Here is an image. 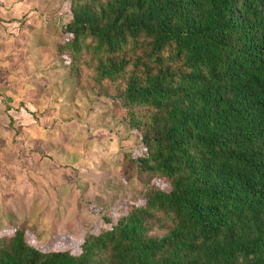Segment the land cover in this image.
<instances>
[{
  "label": "trees",
  "instance_id": "obj_1",
  "mask_svg": "<svg viewBox=\"0 0 264 264\" xmlns=\"http://www.w3.org/2000/svg\"><path fill=\"white\" fill-rule=\"evenodd\" d=\"M66 11L56 54L113 88L151 186L77 255L14 230L0 235V264H264V0H68Z\"/></svg>",
  "mask_w": 264,
  "mask_h": 264
},
{
  "label": "rangeland",
  "instance_id": "obj_2",
  "mask_svg": "<svg viewBox=\"0 0 264 264\" xmlns=\"http://www.w3.org/2000/svg\"><path fill=\"white\" fill-rule=\"evenodd\" d=\"M67 5L0 0L11 42L25 29L41 39V131L14 126L12 143L0 140V235L22 231L41 252L74 256L84 238L141 205L151 182L130 161L141 147L111 103L113 88L70 73L56 54Z\"/></svg>",
  "mask_w": 264,
  "mask_h": 264
},
{
  "label": "crops",
  "instance_id": "obj_3",
  "mask_svg": "<svg viewBox=\"0 0 264 264\" xmlns=\"http://www.w3.org/2000/svg\"><path fill=\"white\" fill-rule=\"evenodd\" d=\"M24 31L28 30H21L15 42H11L12 38L0 28V140L3 144L7 140L12 143L14 126L24 136L31 130L41 131L38 127L41 126V39L36 38V42L30 34L24 38Z\"/></svg>",
  "mask_w": 264,
  "mask_h": 264
}]
</instances>
